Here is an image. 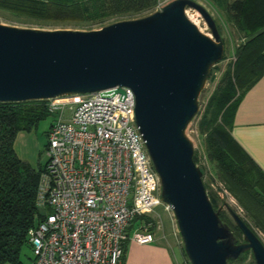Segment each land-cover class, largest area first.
I'll return each mask as SVG.
<instances>
[{
  "label": "water",
  "instance_id": "water-1",
  "mask_svg": "<svg viewBox=\"0 0 264 264\" xmlns=\"http://www.w3.org/2000/svg\"><path fill=\"white\" fill-rule=\"evenodd\" d=\"M199 13L203 34L185 10ZM224 56L217 25L193 0L98 30H42L0 24V103L42 101L104 92L135 98L134 122L161 184L189 264H227L250 252L264 264V244L231 207L237 242L206 193L203 172L185 130L211 69Z\"/></svg>",
  "mask_w": 264,
  "mask_h": 264
},
{
  "label": "built area",
  "instance_id": "built-area-1",
  "mask_svg": "<svg viewBox=\"0 0 264 264\" xmlns=\"http://www.w3.org/2000/svg\"><path fill=\"white\" fill-rule=\"evenodd\" d=\"M123 92L45 100L56 117L46 132L47 161L36 192L41 217L28 231L32 264H122L127 240H155L150 221L128 235L132 221L161 205L171 212L134 122L133 92Z\"/></svg>",
  "mask_w": 264,
  "mask_h": 264
},
{
  "label": "trees",
  "instance_id": "trees-1",
  "mask_svg": "<svg viewBox=\"0 0 264 264\" xmlns=\"http://www.w3.org/2000/svg\"><path fill=\"white\" fill-rule=\"evenodd\" d=\"M213 1L242 35V41L234 61L208 99L198 126L220 182L264 233V173L231 136L239 103L264 76V0ZM156 3L157 0H0V11L44 22L102 23L113 17L151 13ZM48 116L45 100L0 103V264H23L20 253L29 245L28 231L41 217L35 199L42 168L35 170L22 162L15 153L14 141L19 132H30ZM193 160L197 164L196 155ZM208 197L214 210H218L217 197ZM141 218L144 217L136 219ZM219 218L239 242L238 227L229 225L224 213L219 212ZM123 249L125 264L126 244ZM247 255L248 252L240 255L237 261Z\"/></svg>",
  "mask_w": 264,
  "mask_h": 264
},
{
  "label": "rangeland",
  "instance_id": "rangeland-1",
  "mask_svg": "<svg viewBox=\"0 0 264 264\" xmlns=\"http://www.w3.org/2000/svg\"><path fill=\"white\" fill-rule=\"evenodd\" d=\"M173 0H157L155 7L150 12H144L141 14H136L132 16H118L113 17L108 20L103 21L102 23H55V22H44L36 21L27 18H19L12 14H8L0 11V24L19 27V28H32V29H42V30H77V31H91L98 30L107 25L113 24L118 21H126L142 18L152 14L158 4H168ZM196 3L200 4L205 8V10L211 15L215 21L217 28L219 29L220 38L224 44V56L223 59L215 65V68L211 70V76L205 83L204 88L202 89L199 98H198V111L195 117L188 124L185 134L187 138L191 141L193 145L194 155L197 157V166L201 168L203 172L202 181L204 186L207 187L206 193L212 196L217 197V209H220V213H224L226 219L229 222V225H235L232 218L226 211L225 204L231 207L239 216L247 222L256 232L260 240L264 244V233L256 228L253 224L251 218L239 207L236 200L226 191L222 182H220L217 177V169L215 165L210 162L208 159L205 143H204V134L199 130V121L204 113L208 99L213 94L215 88L217 87L219 81L221 80L227 67L234 61L235 50L237 46L242 41V35H240L234 25L229 22L223 11H221L213 0H193ZM187 18L193 22L197 28L205 35L211 37L210 30L207 28L204 20L201 18L198 12L193 9L187 8L185 10ZM55 115H49L47 118L39 122L37 127L33 128L30 132H23L30 139L32 143L29 144L27 148L26 163L34 169L43 167L47 161V157L44 153L46 147V131L54 123ZM193 155V156H194ZM150 221L154 226V242L151 246L158 245L163 247L170 258V264H189L186 255L183 250V244L178 233V228L174 219L172 212H168L164 209V205L158 206L150 217L135 219L131 223V227L127 230L128 235L131 234L139 225L146 223V220ZM228 225V224H227ZM242 241V235L239 239V242ZM131 241H126L127 254L126 258H132L134 261H143L148 260L149 254H144L140 251L131 250L130 243ZM155 257V256H154ZM33 252L30 245H25L20 253V260L23 264H32ZM148 263L157 264V260L153 261V257L149 258ZM127 260V259H126ZM238 260V259H237ZM233 261L229 264H254V260L250 252L241 261ZM153 261V262H152ZM156 261V262H155ZM131 262V260H130ZM228 264V263H227Z\"/></svg>",
  "mask_w": 264,
  "mask_h": 264
},
{
  "label": "crops",
  "instance_id": "crops-1",
  "mask_svg": "<svg viewBox=\"0 0 264 264\" xmlns=\"http://www.w3.org/2000/svg\"><path fill=\"white\" fill-rule=\"evenodd\" d=\"M231 136L264 173V76L244 95L239 103L234 115ZM32 141L23 132L16 135L14 150L17 157L24 163H26V150ZM130 243L131 250L149 254L148 260L153 257V261L156 259L157 264H170L169 255L163 247L156 244L151 246V244ZM126 259L125 264H151L148 263V260L146 262L134 261L129 257L130 262L128 258Z\"/></svg>",
  "mask_w": 264,
  "mask_h": 264
}]
</instances>
